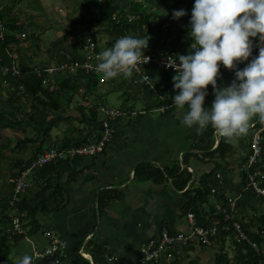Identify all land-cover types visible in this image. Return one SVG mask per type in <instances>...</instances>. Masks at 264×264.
I'll list each match as a JSON object with an SVG mask.
<instances>
[{
	"label": "crops",
	"instance_id": "obj_1",
	"mask_svg": "<svg viewBox=\"0 0 264 264\" xmlns=\"http://www.w3.org/2000/svg\"><path fill=\"white\" fill-rule=\"evenodd\" d=\"M15 2L0 0V15L1 11H4L7 18L19 28L20 31L16 33L17 35L23 32L26 34V31L20 28L22 23L25 24L30 21V18L33 20L38 12L44 14L47 7L43 3L39 4V1H34L31 5L25 4L22 9L15 11L9 4L15 5ZM124 8L127 12V5H124ZM157 9H164V7ZM162 13L167 15V20L171 22L172 27L168 32L161 35V46L158 50L167 53L174 51L176 55L181 54L180 49L175 47L178 41L173 30L177 32L175 28L183 26L189 31V26H184L182 19L172 17L173 12L167 13L162 10ZM129 15L134 14L130 12L127 17ZM86 24L87 19H85L83 26ZM32 26L35 24L32 23ZM64 27L62 34L60 33L61 41L59 42H63L61 53L69 60L81 55L82 43L86 42L87 36L86 33H81L78 30L80 28L72 33L69 27ZM104 33L108 34L107 32L101 34ZM18 40V44L14 43L10 47L18 67H21L22 58L26 60L30 68L52 66L57 63L56 54L47 55L46 58L34 62L36 60L34 59L35 54L32 52L33 47L30 46L28 40ZM190 40L191 37L189 40H182L179 47H185ZM96 44L100 50V44L97 42ZM103 46L106 48L105 45ZM108 46L109 41L107 42ZM48 49L50 50V48ZM154 49L156 48H152V51ZM10 60L12 63L11 58ZM246 63V61H242L237 66L243 68ZM143 71L150 77L149 84L145 82L144 74L123 76V80L120 82L110 80L112 82L111 90H131L135 99L142 100L145 109L142 112H137L134 109L136 105L129 106L125 111L129 110L130 114L134 113L135 119L128 117L125 120L120 118L114 121L112 138L101 153L95 156H68L61 161L56 169L53 165L56 163H49L46 166L51 167L52 171L39 174L38 168L32 174L30 183L33 186L25 192L26 196L33 198L39 195L41 200H44L42 194L38 193L41 188L46 187L49 202L42 211L36 214V221L40 223L39 231L35 235L29 236L28 239L23 237L14 243L10 254L13 264L25 252L33 255V264H53L45 258L34 256L35 252H41L47 245L42 235V230L47 228L54 230L62 240L66 241V248L61 255V264H96L87 251V249L92 248H99L107 253V264H139L145 244L150 240H157L164 230L172 234L178 231L188 232L185 218L186 191L190 186L191 188H199L203 176L212 170L216 171V175L221 174L223 185L220 190L235 197L238 205L242 207L249 206V204L261 206L259 199L243 195L245 187L243 186L242 167L244 165L242 166V163L247 153L242 156L243 158H240L238 164H236L235 159V154L246 148L245 141L248 133L231 141L232 152L225 154V156H212L211 153L217 150L218 145L226 138L216 134L210 125L199 132L195 126L183 125L181 123L182 110L177 107L163 115L155 114L160 98L164 99V103L169 101L166 90L171 88L174 93L176 91L172 79L175 72L154 66H147ZM220 71L221 75L217 78L218 84L222 86L231 83L235 69L224 68ZM86 76L82 72L71 74L57 72L54 78L59 88L51 92L60 91L62 80L74 78L82 84L81 89L87 91V95L84 92V99L92 96L94 97L92 102L108 105L104 101L103 94L88 89L83 81ZM11 87L8 83L5 84L0 80V100L7 103L9 92L12 93L15 90V87L13 89ZM212 93V85L209 84L205 106H210L214 99ZM67 94L69 93L65 90L63 91L64 96L61 95L56 99L61 101L60 109L58 112L55 110L49 113L48 120L53 117L52 115H55L56 119L57 117L62 118L61 121L67 125H72L76 120H79L80 124H85L86 122L81 120L83 104L79 106L77 103L78 107H71L73 106V97L70 99L69 95L66 97ZM23 100L24 112L32 113L31 101L29 100L27 103L26 100ZM28 104L30 109H28ZM124 109L122 110L124 111ZM144 112L147 113L144 114ZM97 114L96 124L93 126L87 124V131L98 130L100 126L98 119L100 120L101 115L98 112ZM89 120L90 118H88ZM255 120L256 117H253L249 126ZM60 123L55 128L60 130L62 136L53 135L51 131V139L45 142L41 153L38 152L40 142L31 143L24 152L17 150L13 153L10 147L14 149L18 139L23 138L21 133L23 129L21 127L17 128L18 130L0 128L3 135L0 144L4 145L3 155L1 154L0 157L6 158L11 153L12 155L17 154V158H14L16 164L25 163L36 156L39 157L49 148L56 147V143H60L62 137H65L66 133L63 136ZM76 130L78 131L79 128L74 126L73 131ZM73 135L77 134L73 132L71 137ZM83 137H85V133L79 139L82 140ZM227 142H229L228 139ZM6 144L9 145L8 149ZM219 161L223 163V167L215 169V163ZM14 167L9 182L0 188V196L2 197L4 194L5 197V203L0 205V219L12 214L8 200L12 196V185L9 183H12V178L18 173L17 167ZM186 167L192 173L190 177L192 180L189 185L181 188L182 179L188 178ZM179 174L182 176L179 177ZM103 197L106 199L104 203L101 200ZM1 203L3 201L0 198ZM262 208L264 209L263 206ZM2 211L3 214H1Z\"/></svg>",
	"mask_w": 264,
	"mask_h": 264
},
{
	"label": "trees",
	"instance_id": "obj_2",
	"mask_svg": "<svg viewBox=\"0 0 264 264\" xmlns=\"http://www.w3.org/2000/svg\"><path fill=\"white\" fill-rule=\"evenodd\" d=\"M162 4L165 9H168L170 12L176 9H186L187 14L180 17L182 21H186L189 23L191 16V9L193 4L188 3V0H173L172 3H169V0H86L87 5L89 3L94 4L97 7V12L94 14L96 20L102 25V28L108 29L111 32L115 33V38L113 41H109L110 47L117 38L122 35H133L138 37H144L148 40V47L145 49V53L152 52V48L160 49L163 28L169 31L170 28L168 25L167 15L163 13H159L156 8V2ZM123 4H126L128 10L126 12L125 8L122 7ZM135 14L139 15V19H135L133 21H128L127 14ZM116 15L118 22L113 19V16ZM0 17L3 19V22L6 24L7 33L3 40H0V80H8L15 87L14 92H9L7 103L0 100V128H8L11 130H16L17 128L23 129L22 136L23 138L18 139V143L12 149V152H16L19 150L20 152H24L25 149L31 143L40 142L38 152L41 153L42 147L45 146V142L51 139V131L53 128L58 127L59 123L62 122L61 119L55 115L48 120L50 117L49 113L60 109V102L56 100L59 96H64L63 91H67V93H78L81 89L82 84L78 81V79L67 78L60 82V91L53 93L50 92L46 87H44L42 78L45 76L43 74L42 77L38 76L36 73L32 72L30 66L26 62L24 58L20 63L21 76L19 78H13L9 75L3 76L1 75L2 69L11 64V60L8 56L7 50L12 51L10 47L15 43L18 44L19 40L16 38L17 34L20 30L19 28L7 18V15L4 11H1ZM85 24V19L82 16L76 17L70 23L69 30L73 33L76 32L79 27ZM177 30V43L176 49H181L180 42L186 39L187 28L183 26H179L175 28ZM101 32H105L102 30ZM192 43V38L190 42L186 43V50L182 53L186 54L190 49V45ZM82 48V47H81ZM155 50V49H154ZM81 56L77 55L71 59H80ZM69 59V60H71ZM65 61H68L64 54L60 53L57 55V64H61ZM42 68V67H41ZM87 77V87L90 91L95 90L100 82L99 74H89ZM115 78V77H114ZM114 78H111L115 80ZM64 98V97H63ZM28 99L31 101L32 113L24 112L22 108V100ZM91 111V112H90ZM89 111V115H85L84 112L81 114V120L85 121L88 125L96 124L95 119L97 120L98 114L97 111L93 112V110ZM88 118L90 120L88 121ZM60 121V122H59ZM26 125V126H25ZM95 127V126H94ZM33 131L34 134L30 135L26 131V129ZM18 130V129H17ZM250 129L248 128V131ZM77 131V130H76ZM90 131V130H89ZM87 131V134L88 132ZM65 132V131H64ZM85 132L82 131V133ZM3 135H1L0 140ZM71 135L66 134L65 137H62L61 142H55L57 144V148L59 150H68L73 147L79 146L83 139L77 138H68ZM253 136V131H249V134L246 138V147L248 148L247 155L244 162L242 163V173H243V186L245 187L244 196H248L249 198H257L259 199V204L261 206H257L255 204H249V206H240L237 204V214L234 215L232 221L228 222L230 226L229 231H220L218 235L211 239L210 245L206 244H197L193 242H189L184 246L179 245L177 248L172 249L168 253L171 255L170 260L168 262L158 260L151 264H207L202 262L199 257L198 249H209V251L213 252V260L214 264H264V209L262 208V201H264V197L258 195L255 191H253L249 186V173L253 172L256 168H259L261 172L264 174V134L262 137V155L259 161L255 164L251 169H247L245 164L247 163V159L250 153V141ZM67 137V138H66ZM7 145V146H6ZM7 149L9 145L6 144ZM4 145L0 144V155L2 154ZM232 152V142H227L226 140H222V142L218 145L217 150L213 151L211 154L225 156V154ZM3 155V154H2ZM36 156L34 159L29 160L25 163H17L16 167L18 172H21L24 168L28 167L30 163L37 159ZM61 159L55 165V169L61 163ZM215 169L221 168V164L215 163ZM47 165V164H46ZM42 166L39 168V174L41 172L52 171V168L49 166ZM54 170V169H53ZM187 179H182L183 184L181 188H184L187 184L191 182L192 173L188 167H186ZM182 175L179 174V177ZM216 171L212 170L207 175L203 176L201 179V186L191 188V186L186 191V207L185 211L191 208L196 213L199 225L204 227L212 226L213 224H218L219 226L223 224V215L217 214L215 212V207L211 208L209 211L203 209L204 200L211 193V187L217 183L216 181ZM261 185L264 186V175L262 178H259ZM12 185V196H13V183H9ZM46 187L41 188L38 194H42L44 200L40 198L39 195L33 198H28L26 194H19L17 199L15 200V209L20 214V222L22 224V228L25 230L26 235L32 236L35 235L40 228V223L36 221V214L39 211L43 210V207L47 205L49 199L46 195ZM55 194V193H54ZM53 194V195H54ZM217 195L219 203L227 204L226 197L222 190H218L215 194ZM12 196L9 197L12 199ZM9 199V200H10ZM102 202L104 203L106 199L103 197ZM7 201V200H6ZM4 211V210H3ZM2 211L1 214L4 212ZM237 222L241 227V234H243L244 238H241L237 235V233L232 228V222ZM12 220L11 216L4 217L0 219V264H13L10 254L11 249L17 243L18 240L22 239L24 235L22 233L11 235L7 231L12 228ZM172 235V233H170ZM227 240H231L232 248L234 249V254L232 257H229L226 253V242ZM88 253L93 257L96 264H107L106 256L107 253L100 250L99 248H92L88 250ZM207 251V252H209ZM196 253V254H195ZM212 262V261H211ZM209 262V264L211 263Z\"/></svg>",
	"mask_w": 264,
	"mask_h": 264
},
{
	"label": "clouds",
	"instance_id": "obj_3",
	"mask_svg": "<svg viewBox=\"0 0 264 264\" xmlns=\"http://www.w3.org/2000/svg\"><path fill=\"white\" fill-rule=\"evenodd\" d=\"M186 14L183 8L172 13L174 18ZM188 35L192 50L166 60V66L175 69L172 79L177 91L172 92V102L182 110L183 125L195 126L198 132L210 125L216 134L232 141L247 133L253 117L264 121V46L258 54L252 52V38L264 42V0H193ZM148 40L120 36L99 50L95 70L105 79L130 75L141 58L147 57ZM242 61L247 63L240 68L237 65ZM221 67L235 69L231 83L222 86L217 80ZM209 84L214 99L205 106ZM33 261V255L25 252L14 264Z\"/></svg>",
	"mask_w": 264,
	"mask_h": 264
},
{
	"label": "built area",
	"instance_id": "obj_4",
	"mask_svg": "<svg viewBox=\"0 0 264 264\" xmlns=\"http://www.w3.org/2000/svg\"><path fill=\"white\" fill-rule=\"evenodd\" d=\"M139 17V15L134 14L129 15L127 19L130 22L135 19H139ZM113 19L118 22L116 15L113 16ZM6 33V24L0 18V40L5 38ZM16 38L25 40L26 34L24 32L19 33ZM252 40V52L253 55H256L258 54L259 47L264 46V42L259 41V39L256 37L252 38ZM184 50H186V48L182 46L180 51L183 52ZM99 52L100 51L96 42L93 39L88 38L86 42L82 43L80 59H71L65 61L58 67L54 66L38 69L35 66L31 70L40 77H42L43 74H45V76L48 74L46 77L43 76L42 78L43 85L49 91H55L59 88L54 78L57 72H62L65 74L82 72L85 75L100 74L95 70V65L98 63L97 54ZM7 53L12 59V63L11 65H7L2 69V74L5 76L10 74V76L13 78H19L21 76V70L16 64L14 54L10 50H7ZM144 54L148 58H141V61H139L136 67L133 69L131 73L132 75L144 74V80L149 84L150 77L143 71L147 66H154L167 71L175 72V69L166 66L167 57L169 55H176L174 51L167 53L155 49L152 52ZM249 59H251V57H249ZM224 68L226 67H221V69ZM119 76L123 77L125 75ZM7 83L8 81L5 82V84ZM11 89H13V87H11ZM170 91L172 94L173 90L171 88L166 90V94L170 93ZM173 95L174 94L171 96ZM163 101L164 99L160 98L159 105L156 108L157 110L161 111L162 114L176 107L172 102V99L167 103H164ZM84 105L88 107L89 110L100 113V127L98 130L93 129L89 131L87 137L85 136L83 142L77 147H73L68 150H59L57 147L49 148L48 150L44 151V153L41 154L37 159L33 160L28 167L21 170V172H18L16 176L12 178L11 182L14 185L13 196L12 199L8 200V204L11 207V220L13 225L12 228L7 231L9 234L14 235L22 233L26 239L29 237L22 228V224L19 219L20 214L15 209V200L19 194L25 193L30 187H32V184L27 181V178L32 176L35 170L49 163H57L61 159L68 156L98 155L106 148L112 138L113 122L122 118L123 115L130 114V111L115 110L101 102L91 103L85 101ZM249 129L253 131V136L250 141L251 151L249 153L247 163L245 164L247 169L254 167L262 155L264 121H260L258 118H256V120L250 124ZM263 175V172H261L259 168H256L253 172L249 173L248 183V186L262 197H264V186L261 185L259 178H262ZM216 177L217 183L211 187V193L213 194H216L223 185L221 174H217ZM224 195L226 197L227 204L217 203L215 205V212L217 214L220 213L223 215V224L220 226L218 224H213L209 227L201 226L199 225V220L196 213L190 208L185 215L188 232L184 233L183 231H178L175 234L170 235L169 232L164 230L157 240H150L145 244L139 264H151L156 262L159 260L161 255L169 253L172 251V249L177 248L179 245L184 246L189 242L210 245L211 239L218 235L221 230L229 231L231 228L228 222L232 221L234 215L237 214V201L235 197L230 196L229 194L224 193ZM232 228L239 237L244 238L243 234H241V227L237 222H232ZM42 235L45 238L47 245L41 252H35L34 256L37 258H45L46 260L51 261L53 264H61V255L66 248V241L62 240L56 234V232L50 228L42 230Z\"/></svg>",
	"mask_w": 264,
	"mask_h": 264
},
{
	"label": "rangeland",
	"instance_id": "obj_5",
	"mask_svg": "<svg viewBox=\"0 0 264 264\" xmlns=\"http://www.w3.org/2000/svg\"><path fill=\"white\" fill-rule=\"evenodd\" d=\"M34 1H39V4L43 3V5L45 7H47L45 9V13L43 14L41 12H38V14L35 15L36 17H34L33 20H32V18H30L31 19L30 21H27L25 24L22 23V25L20 26L21 30L26 31V36H27L25 38L26 41L28 40L30 46L33 47L32 52H34V54H35L34 59H36L34 62H38L39 60L46 58L47 55H53V54L59 55L62 52L63 42H59V41H61L60 33L62 34L63 26L68 28L71 21L73 19H75L76 17H79V16H82L84 19H87V24H86V26H81V27L78 26L80 28L78 30L81 33H86L87 39L88 38L93 39V40L95 39V41L98 44H100L99 47H100L101 51L104 49L103 45H105L107 48V42L113 41V39L115 38V33L111 32L108 29L102 28V25H100L99 22L96 20L94 14L97 12V7L92 3H89L87 5L86 0H3V2H15V5H13V3H9L10 5H12V7L15 9V11H19L20 9H22V7L25 4L31 5L32 2H34ZM81 2H83V3H81ZM172 2H173V0H169V3H172ZM188 3L193 4V0H188ZM124 5H126V4H124ZM124 5H122V7H124ZM156 6H157V8H163L162 4L159 3L158 1L156 2ZM162 10H164V12H167V13L169 12L168 9L164 8V9H158L159 13H162ZM172 17H173V15H172ZM32 23L35 24V26H32ZM182 23L184 24V26H189V23L186 21H182ZM167 26L171 29V27H172L171 22H168ZM56 27H57V29H55ZM102 30H105V32H107L108 34H105V33L101 34ZM163 31H164L163 33L168 32L166 27L163 28ZM173 32L176 33L175 30H173ZM188 32L189 31L187 30L186 40H189V38H190L188 36ZM165 38H166V35H165ZM48 48H50V50ZM54 65H56L58 67L60 64L54 63ZM54 65H52V66H36V68L40 69L41 67L42 68L54 67ZM3 76H5V75H3ZM99 76H100V82H99L98 86L95 88L94 92H96L98 94H103L104 101L108 105H110L112 108H114L115 110H121V111L123 108H125L124 109V111H125L129 106H132L134 104V105H136V108H134V109L137 112H142L145 109L144 103L142 102V100L141 99L138 100L137 98L135 99L133 97V95L131 94V90L130 91H128V90L127 91L111 90L112 89V86H111L112 82H110V80L112 81L113 79H105V78H103L102 74H99ZM114 79H115V82H120L121 80H123L122 76H117ZM1 81L3 83L8 81V83H9V79L8 80H1ZM83 81L87 85V77H84ZM176 91H175V93H176ZM84 92H85L84 89H81L78 93H74V94L70 92L69 94L66 95V97L68 95H69L70 99H72L71 97H73V100H72L73 106H71V107H74V106L78 107V105L80 106V104H83V107H81V110L84 112L85 115H89V111L87 110L88 107L85 108L86 106L84 105V102L88 101V102L92 103L94 97L89 96L91 101H90L89 97L87 99H84V97H83ZM85 93L87 95V91ZM125 93H126V95H125ZM212 95H214V93H212ZM166 96L169 98V100L172 99L171 94L168 93V94H166ZM24 100H26L27 103H29L28 99H24ZM63 102H64V100H63ZM77 103H78V105H77ZM28 109H30L29 104H28ZM145 113H147V112H144V114ZM133 114L134 113L123 115L122 118L125 120L128 117H130V118L134 117L133 119H135V115H133ZM155 114L156 115H163L162 112L159 110H155ZM98 121L100 122L99 119H98ZM80 123H79V120H76L72 125H67V123L61 122L60 128L63 131V136H64V133L71 135V133L73 134V132H74L77 135H73L70 138H77L78 139L84 133H85V136L87 137V133H86L87 132V123H85V124L84 123L80 124ZM74 126H77L79 128V130L73 131ZM29 129H31V128H29ZM29 129L27 131L28 134L33 135L34 132L30 131ZM84 130H85V132L82 133V131H84ZM249 131H247L248 134H249ZM52 134L53 135L57 134L59 136H62L60 130L57 128H54L52 130ZM10 150H12V147H10ZM247 152H248V148L246 147L242 151H238L235 154L236 155L235 159L237 162L236 164H238L240 162V158H243L242 156H245ZM15 157L17 158V154L12 155V153L10 155H7L6 158L0 157V188L5 183L7 184V182H9L10 174L15 169L14 166H16V162L14 161ZM219 163L221 164V168H222L223 163L221 161H219ZM204 166L207 167V165H204ZM5 176H6V178H4ZM27 181H29V182L31 181V176H29L27 178ZM3 195H2V197L0 196V198L3 201V203L0 204L1 206L5 203V199H4L5 197ZM229 195H230V193H229ZM217 203H219L217 195L215 196V194L210 193L207 196V198L204 200L203 209L209 211L211 208H214ZM262 206L264 207V201H262ZM231 246H232L231 240H227V242H226V253L228 254L229 257H232L234 254V249ZM206 250L209 251V249H206ZM206 250L205 249L199 250L197 248L196 253L200 254L199 257L201 258L202 262L209 264V262L212 261L210 264H214L215 263V261L213 260L214 251L213 252H211V251L207 252ZM170 257H171V255H168V253H165V254L160 256L159 260H161L163 262L164 261L168 262L170 260Z\"/></svg>",
	"mask_w": 264,
	"mask_h": 264
},
{
	"label": "water",
	"instance_id": "obj_6",
	"mask_svg": "<svg viewBox=\"0 0 264 264\" xmlns=\"http://www.w3.org/2000/svg\"><path fill=\"white\" fill-rule=\"evenodd\" d=\"M2 135V130L0 129V136Z\"/></svg>",
	"mask_w": 264,
	"mask_h": 264
}]
</instances>
